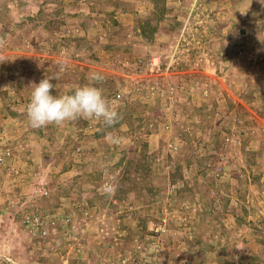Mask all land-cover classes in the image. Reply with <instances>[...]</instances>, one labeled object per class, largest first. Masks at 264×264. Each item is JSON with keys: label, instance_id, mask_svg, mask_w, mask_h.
I'll list each match as a JSON object with an SVG mask.
<instances>
[{"label": "rangeland", "instance_id": "1", "mask_svg": "<svg viewBox=\"0 0 264 264\" xmlns=\"http://www.w3.org/2000/svg\"><path fill=\"white\" fill-rule=\"evenodd\" d=\"M0 38V264H264V0H0ZM91 73L113 127L30 126Z\"/></svg>", "mask_w": 264, "mask_h": 264}, {"label": "clouds", "instance_id": "2", "mask_svg": "<svg viewBox=\"0 0 264 264\" xmlns=\"http://www.w3.org/2000/svg\"><path fill=\"white\" fill-rule=\"evenodd\" d=\"M3 45L4 40L0 38V47ZM152 58L156 62L157 57H151L150 60ZM157 62L153 66H156ZM60 71H64L63 64ZM103 79L100 73H91L88 83L76 87L70 94L63 95L52 94L55 86L47 76L38 84H31L30 101L26 106L30 126L42 128L53 124L60 126L78 119H95L102 121L106 127H113L122 117L113 102L105 97L100 87L96 86ZM116 190L117 184L114 179L106 180L100 187L101 194L107 196L114 195Z\"/></svg>", "mask_w": 264, "mask_h": 264}, {"label": "built area", "instance_id": "3", "mask_svg": "<svg viewBox=\"0 0 264 264\" xmlns=\"http://www.w3.org/2000/svg\"><path fill=\"white\" fill-rule=\"evenodd\" d=\"M141 61H142V60H141ZM149 64L153 66V65L156 64V62H155V61L153 60V58H152V59L149 61ZM116 96L119 97L120 95H119V94H116Z\"/></svg>", "mask_w": 264, "mask_h": 264}]
</instances>
